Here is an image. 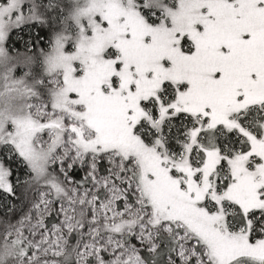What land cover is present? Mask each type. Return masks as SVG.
Here are the masks:
<instances>
[{"label":"snow or ice","instance_id":"6c2138e0","mask_svg":"<svg viewBox=\"0 0 264 264\" xmlns=\"http://www.w3.org/2000/svg\"><path fill=\"white\" fill-rule=\"evenodd\" d=\"M0 264H264V0H0Z\"/></svg>","mask_w":264,"mask_h":264},{"label":"trees","instance_id":"16d2710c","mask_svg":"<svg viewBox=\"0 0 264 264\" xmlns=\"http://www.w3.org/2000/svg\"><path fill=\"white\" fill-rule=\"evenodd\" d=\"M22 35H23L24 39H27L28 38V32L27 31H25ZM18 47H19V45H18Z\"/></svg>","mask_w":264,"mask_h":264}]
</instances>
